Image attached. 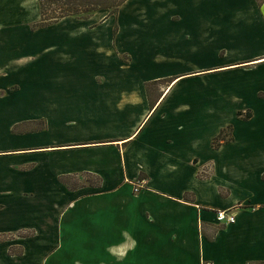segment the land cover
<instances>
[{
  "label": "crops",
  "instance_id": "0c3cea01",
  "mask_svg": "<svg viewBox=\"0 0 264 264\" xmlns=\"http://www.w3.org/2000/svg\"><path fill=\"white\" fill-rule=\"evenodd\" d=\"M142 3L164 37L67 17L51 25L74 27L75 52L45 56L0 0V231L37 230L2 264L14 247L31 264H264V0Z\"/></svg>",
  "mask_w": 264,
  "mask_h": 264
},
{
  "label": "rangeland",
  "instance_id": "374dc122",
  "mask_svg": "<svg viewBox=\"0 0 264 264\" xmlns=\"http://www.w3.org/2000/svg\"><path fill=\"white\" fill-rule=\"evenodd\" d=\"M1 2H3V7H2L3 27H13L12 24L15 21H20V24H21L20 27L26 24H29V28L32 29L33 24L39 20V10L36 4V0H1ZM138 2L139 0H130L129 2H126L124 5L121 6V8L115 14H110L109 11L104 10V11L96 12L92 17L87 18V19H77V18L72 17V18L64 19L63 21L77 23L79 25H89V26L99 27V33H100V30H105L106 28H110L111 30H113L114 40L116 38L118 39L135 38L137 40V38L139 37L140 38H151V39L164 37L162 34H160L161 33L160 30L155 32V30H153V27H152L153 24L155 23V20L156 19L158 20V18L155 16V11H154L155 7L153 8L151 6V8L147 9L148 12H145L146 11L145 8L147 7H145L143 3L141 4V6H139ZM7 3L10 4L11 6L8 5ZM17 3H19L21 6H17L16 5ZM16 7L18 8L20 7L19 12H17L18 9ZM166 19H167V16H165L164 19H161V20L166 21ZM143 24H145L144 28L142 26ZM139 25L141 26L140 31H138ZM71 26L72 25L65 26V25L55 24V25H50L48 27L46 26L45 29H41L38 31L34 30V32L32 33V36H33L32 38L34 39V41H38L39 43H42V46L40 45L38 49L39 52H44L45 56L57 55L59 52H62V51H64V53H69V54L74 53L75 52L74 47L76 46L72 45V43L68 41L69 39L68 40L66 39V41L68 44H70V46L67 45L66 47H64V45H62L64 44V42H62V39L65 37L64 34L65 33L68 34L70 31L74 30V27H71ZM132 29H137V30L132 31ZM21 32L22 31H19V33ZM78 39L82 40L80 37H78ZM114 46H115V51H112V52L120 53L121 51L116 49L115 43H114ZM20 49H23V47H20ZM43 49L45 51H43ZM79 52H83L82 49ZM128 59L129 57L127 56V54H125V60L127 61ZM60 96L67 99V98H70V96H78V93L75 92L74 90L67 89L66 92L65 91L62 92ZM100 96L106 97L104 101H108V100L110 101L112 98L114 100H118V99L121 100L122 94H121V91H118V89H111V88L104 87V88H98V91L96 92V97H100ZM26 196L32 197V195H26ZM1 202L2 200H0V219L2 217L10 218V216H13L14 213L6 212L7 210L6 206L2 204ZM29 204L26 203L25 206H28ZM20 225L21 224L18 222L14 226L18 227ZM16 231H19V232L18 233L17 232L16 233H6L8 232V230L4 232L0 231V264H2V262L4 263L5 260H7V254H5L7 247H9L10 245H19L16 243L18 237H26V236L29 237L28 235H31L32 233L35 235L37 232L35 228H26V227L20 228ZM12 232H15V231H12ZM29 243L31 244V240ZM31 247L33 246L31 245ZM19 249L21 248L19 247L10 248L9 255H11L13 258H16V260L18 261L17 264H24L23 262H26V264H31L30 262L31 260H33L34 255H30V256L25 255L24 252L19 254L20 253ZM17 252L19 253L17 254ZM27 256H28V261L26 259ZM44 259H45V255H41L38 264H42Z\"/></svg>",
  "mask_w": 264,
  "mask_h": 264
},
{
  "label": "trees",
  "instance_id": "16d2710c",
  "mask_svg": "<svg viewBox=\"0 0 264 264\" xmlns=\"http://www.w3.org/2000/svg\"><path fill=\"white\" fill-rule=\"evenodd\" d=\"M128 0H36L39 10V20L33 24V29L44 28L57 23L64 18L73 17L77 19H87L96 12L109 11L115 14L121 6ZM252 116L251 111L237 112V117L249 119ZM232 126L228 125L213 139V149H218L221 144L231 141ZM19 252H17L18 254ZM20 254V253H19Z\"/></svg>",
  "mask_w": 264,
  "mask_h": 264
},
{
  "label": "built area",
  "instance_id": "2783aa9c",
  "mask_svg": "<svg viewBox=\"0 0 264 264\" xmlns=\"http://www.w3.org/2000/svg\"><path fill=\"white\" fill-rule=\"evenodd\" d=\"M141 185V182L137 183V187ZM215 220L218 224L230 225L235 222V216L231 211L218 210L215 212Z\"/></svg>",
  "mask_w": 264,
  "mask_h": 264
}]
</instances>
